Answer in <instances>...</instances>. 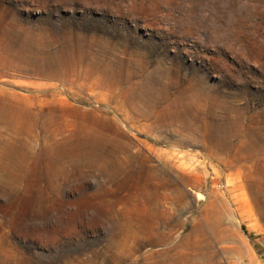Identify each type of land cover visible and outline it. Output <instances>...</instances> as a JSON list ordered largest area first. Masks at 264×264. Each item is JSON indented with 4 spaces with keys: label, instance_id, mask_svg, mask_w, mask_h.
<instances>
[{
    "label": "rangeland",
    "instance_id": "rangeland-1",
    "mask_svg": "<svg viewBox=\"0 0 264 264\" xmlns=\"http://www.w3.org/2000/svg\"><path fill=\"white\" fill-rule=\"evenodd\" d=\"M0 56V264H264V0H0Z\"/></svg>",
    "mask_w": 264,
    "mask_h": 264
},
{
    "label": "bare ground",
    "instance_id": "bare-ground-1",
    "mask_svg": "<svg viewBox=\"0 0 264 264\" xmlns=\"http://www.w3.org/2000/svg\"><path fill=\"white\" fill-rule=\"evenodd\" d=\"M78 51V50H77ZM69 55V54H68ZM90 56V55H89ZM88 56V57H89ZM68 57V56H67ZM0 59H2V57L0 56ZM89 60L92 61V66L91 68H89L85 74H83L85 77H92L93 78V82L91 83L92 87L96 86L102 89V90H106L107 92H110L113 88H116L118 85V79L114 78L112 76V73L109 70V67L104 66L101 69H96V57L90 56ZM57 76V74H56ZM99 81V82H98ZM74 84V83H73ZM137 85V84H136ZM133 88L130 85L127 90H126V98H125V103L128 105V107L130 109H132L138 117L143 118V119H147L149 117V115L152 113V106L149 104H145V107H147V109L145 111H141L137 105L134 104V99L133 97H135L134 92L132 91ZM110 95V94H109ZM120 103V102H119ZM123 107V106H122ZM119 108H121V106H119ZM143 121V120H142ZM226 145L219 143L218 141L215 142H211L207 147V153L212 156L213 154H217V153H222L224 151V147ZM231 151V150H230ZM225 159V158H224Z\"/></svg>",
    "mask_w": 264,
    "mask_h": 264
}]
</instances>
